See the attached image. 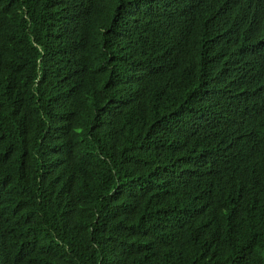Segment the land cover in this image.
<instances>
[{"label":"trees","instance_id":"trees-1","mask_svg":"<svg viewBox=\"0 0 264 264\" xmlns=\"http://www.w3.org/2000/svg\"><path fill=\"white\" fill-rule=\"evenodd\" d=\"M0 264H264V0H0Z\"/></svg>","mask_w":264,"mask_h":264}]
</instances>
